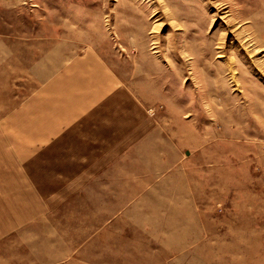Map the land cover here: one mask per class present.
<instances>
[{
  "label": "rangeland",
  "instance_id": "rangeland-1",
  "mask_svg": "<svg viewBox=\"0 0 264 264\" xmlns=\"http://www.w3.org/2000/svg\"><path fill=\"white\" fill-rule=\"evenodd\" d=\"M87 55L154 124L149 175L13 233L0 219V264H264V0H0L2 205L21 176L52 188V162L21 161L19 142Z\"/></svg>",
  "mask_w": 264,
  "mask_h": 264
},
{
  "label": "crops",
  "instance_id": "crops-1",
  "mask_svg": "<svg viewBox=\"0 0 264 264\" xmlns=\"http://www.w3.org/2000/svg\"><path fill=\"white\" fill-rule=\"evenodd\" d=\"M70 63L65 73L45 85L51 103L44 106L42 116L38 114L35 135L21 137L19 142L21 161L36 158L42 164L45 160L52 162L48 166L49 174L55 177L52 188L43 193L26 170L21 175L27 172V177L5 185L0 205L6 214L0 219L10 230L4 233L48 221L60 207L75 201L78 193L91 191L97 185L109 186V178H114L117 190L121 187L122 192L126 177L149 175L142 172L143 167L150 166L143 155L151 150L156 153L155 148H149L150 139L156 135L154 124L138 105L130 112L122 103L118 105L116 97H124L125 92L99 59L87 55ZM133 152L136 154L126 159ZM128 160L136 162L126 165ZM43 167L38 166L39 171ZM42 171L46 177V170Z\"/></svg>",
  "mask_w": 264,
  "mask_h": 264
}]
</instances>
